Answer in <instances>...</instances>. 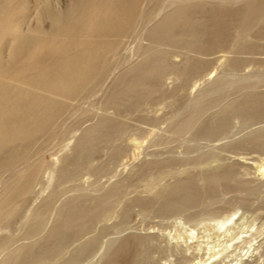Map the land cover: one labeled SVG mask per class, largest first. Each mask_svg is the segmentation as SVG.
Segmentation results:
<instances>
[{
  "label": "rangeland",
  "instance_id": "rangeland-1",
  "mask_svg": "<svg viewBox=\"0 0 264 264\" xmlns=\"http://www.w3.org/2000/svg\"><path fill=\"white\" fill-rule=\"evenodd\" d=\"M222 1L0 0V258L7 246L13 250L31 244L22 246L7 263L33 264L43 255H51L48 264H88L104 240L122 234L124 242L116 253L119 264H128L135 252L134 241L151 233L159 236L160 244L169 243L167 250L151 252L159 264H232L239 258L264 264V204L257 198L264 191V175L259 174L264 167V149L226 146L230 140H242L249 131L264 127V112L243 126L234 121L235 133L231 128L230 137L219 134L214 141H205L195 136L210 115L231 108L246 95L264 91V0ZM227 2L234 5H222ZM205 25L217 33L207 41L218 46L201 62L209 81L192 84L182 76L175 82L172 73L180 69L184 46L195 45L183 30ZM235 27L239 32L231 50L241 51L234 61L240 67L239 74L230 71L229 61L225 60L228 39ZM146 44L147 60L160 57L149 71L155 78L151 88L156 95L152 102L156 104L150 103L144 115L120 112L119 117L111 114L106 121L97 122L99 115L112 112L107 108L109 99H102L123 86L125 75L141 59ZM185 86L194 95L193 102L182 114L185 119L165 134L162 120L169 111L158 102L168 90ZM115 121L124 126H141L136 130L137 145L127 138L118 142L121 153L115 164L97 178L86 170L72 172L68 165L71 154L64 148L74 142L79 133L75 129L94 132L101 126L111 127ZM259 134L264 132L253 136ZM213 145L226 147L206 167L208 172L241 176V189L248 185L243 184L244 180L250 181V190L240 195H248L247 204H233L228 199L233 194L229 193L225 200L213 205L219 211L218 217L236 214L240 218L241 227L227 237L222 231L215 234L211 229L214 221L207 219L191 224L176 216L162 220L144 218L136 212H116L102 219L105 209L117 198L125 197L126 202H131L144 189L145 183L137 180V172L132 171L133 165L170 160L178 167L176 171H181L190 167L193 158L210 153ZM99 156L102 164L110 158V154ZM49 171L54 172L55 185L47 188ZM121 178L127 179L116 183ZM80 194L98 199L81 203L72 197ZM63 203V211L59 209L55 215L52 208ZM58 222L61 224L56 228ZM192 229L194 237L190 235ZM175 245L183 250L174 252ZM224 247L227 249L221 254H215Z\"/></svg>",
  "mask_w": 264,
  "mask_h": 264
},
{
  "label": "bare ground",
  "instance_id": "bare-ground-1",
  "mask_svg": "<svg viewBox=\"0 0 264 264\" xmlns=\"http://www.w3.org/2000/svg\"><path fill=\"white\" fill-rule=\"evenodd\" d=\"M222 2L223 1L221 0V3ZM248 3H246V4H248ZM228 4L232 5L233 3L227 2V3H223L222 5L226 6ZM252 5L253 4H251V6ZM244 13H245V11H244ZM49 15H51V14L49 13ZM246 18H247V16H246ZM244 20H245V18H244ZM241 23H243V22H241ZM203 24H205V23L203 22ZM13 26H15V25H13ZM144 30H145V28H144ZM183 32H185L186 33L185 35H187L189 38H191V39L193 38V43L195 45L194 46H190V45L184 46V48H183V49H185L184 60L180 64V69L172 73V75L174 74V81L179 82V78L180 77L182 78V76H183L184 77L183 80L184 81L186 80L185 82L188 81V82H192V84H194L197 81H199L202 84H203V82L205 84V83H207V81H209V79L206 77V70L203 67H201V62L206 60V58H208L207 55L211 54L212 53L211 51H214L216 48H218L217 45L214 46L211 44L212 41H210V43L208 42L209 37L215 36L217 33L212 32V29H210V28L208 30L206 25L201 27V28H199V27H196L194 29L186 28L183 30ZM238 32H239L238 27H235V30L229 36L230 39H228V46L226 47L227 49L225 48L226 49L225 51L228 53V55L225 57V60L229 61V68H231L230 71L232 70L233 73L238 72V74H239L240 73V67L234 61H236L238 59L241 51H239V52L235 51L234 52L231 50V47H232L233 42L235 41V39L238 35ZM242 33H244V32H242ZM187 36H185V37H187ZM224 43H226V42L224 41ZM151 44H153V42ZM219 45H221V44H219ZM248 47H250V46H248ZM147 48H148V45L147 44L144 45L143 53L140 55L141 59L134 66H132L131 72L129 71V74L125 75L126 77L124 79L123 86H119V87L117 86V88L115 89L116 92L114 94H112L111 96L107 95L106 97H104V99H102V100H106V98L109 99L107 108L109 109V111L112 110V112L111 113L106 112L105 114L99 115L96 118L97 122L106 121L107 119H109L111 114L117 115L120 112H126L127 114L139 112V113H141V115H144L145 112L148 110V108H149L148 105L150 103L156 104V103L152 102V100L154 101V98L156 97V95L153 93V88H151V83L154 81L155 78H153L151 76L149 71H151V69L154 67L153 65H155V61L158 60L160 57L153 56L147 60V58L145 57V56H148ZM231 54H233V56H231ZM252 65H254V64H252ZM253 71H255V70L253 69ZM233 73L231 72V74H233ZM251 74H249V75H251ZM224 75H226V74H224ZM237 76H239V75H237ZM257 76H259V75H257ZM232 77H234V76H232ZM227 78H229V77H227ZM234 79L236 80L235 77H234ZM233 80H232V84H234ZM235 80H234V82H235ZM56 81H58V80H56ZM64 82H66V81H64ZM19 84H21V83H19ZM76 84H78V83H76ZM257 84L259 85V82ZM245 89H247V88H245ZM188 90H189V88H187L186 86L182 87V88H177L176 90H168L165 97L162 100H160V102H158V104L167 108L169 111L168 114L166 116H164L163 120H162L163 124L165 125V127H163L162 131L165 134L169 133L172 128H174L178 123H180L181 121H183L185 119V115H182V114L189 106H191L190 104H191V102H193V99H194V95L192 94V92L190 90L189 91ZM241 90H242V88H241ZM252 90L250 89V91H252ZM49 92H51V91H49ZM181 92H183L182 96L180 94ZM244 92H246V91H244ZM247 92H249V91H247ZM242 93H239V94H242ZM251 95L250 96L246 95L239 102H237L234 106L220 112L219 114L210 115L197 128L196 135H195L196 140L214 141L215 136H217L219 134H224L227 137H230V133H232L231 130L234 128L233 125L235 123H238L241 126H243V125L248 124V122L250 120H253L255 117L260 116V113L264 112V91L257 92L255 94H253V96H251ZM219 97H221V96H219ZM102 100L100 99L99 102H102ZM209 104H208V106H210ZM148 119L149 118H147V120ZM234 121H235V123H234ZM262 122H258V123H262ZM193 125H195V123ZM167 126H169V127L166 129ZM135 127H133L131 125L130 126L129 125L124 126V124L119 123V121L118 122L115 121V123H113L111 125V127L110 126H101L100 128L95 129L94 132H89V131L88 132H82V130H81L82 127H77L75 129V132L79 131V133L75 136L74 142L71 145L67 144L64 148V149H66V151H68L71 154L70 161L68 163V165L70 166L69 169L72 172H74L75 174H77V171L86 170V171L92 173V175H94L96 178L99 177L101 174H104L105 172H107V170L113 164H115L114 162L116 161L117 157L121 153V150H120L121 148L118 145V142L123 140V138H127L126 139L127 141L129 140L130 143H132V144L134 143L133 145H137L139 137H137L136 130L141 129L140 128L141 126L138 128H135ZM244 128H246V126ZM244 128L242 127L241 129H244ZM249 128H250V126H249ZM236 129H238V127ZM256 132L263 133L264 127H260V128L253 130V131H249L248 134L245 133L247 135L245 136V138L242 137V140H230V142L227 140L229 143L226 144V146L234 147V148L236 147V149H238V148L239 149H243V148H246V149L247 148L264 149V135L259 134L257 136H253V134ZM130 133H131V135H129ZM234 133H235V130H234ZM163 138L167 139L168 137L164 136ZM226 146H224V145H221V146L213 145L210 153H206V154H203L199 157L193 158L191 160L190 167L183 169L181 171H176L178 167L176 166V164H174L170 160H167V161H157V160L150 161V162H148L149 164H147V166H143L142 164L140 165L138 163L136 165H133L132 171L137 172V173H134V174H136V179L145 183L144 189L141 190L139 193H137V196L130 200L131 202H126L125 197L117 198L115 202L111 203L105 209L104 213L102 214V219H104V218L107 219L109 216H111L112 214H114L116 212H120L122 215L129 214L131 212H136L137 214L141 215V217H144V218L159 217L162 220H165L171 216H176L180 220H183L184 222L191 223V224H198V223L200 224V223H202V221L207 219V220H213L214 221V223L211 226V229L216 231L215 234L217 233V231H222L221 233L224 236L231 234V232L233 230L235 231V228L241 227V224L239 223L240 218H236V216H235L236 214H231V215H226V216L223 215V217H218L217 214L219 211H217L213 207V205L216 202L218 203L222 200H225L229 193L233 194V196L231 198H228V199H231L234 201L233 204L234 203L235 204H237V203L238 204H245V203L247 204L248 203L247 202L248 201V195L244 196V197H242V196L240 197V195L242 192H247L250 190V188L248 187L250 181L244 180L243 184L246 183L248 185L245 184L247 187L244 189H241V187H240V185L242 184L241 183L242 181L240 179L241 176L239 177L235 173H233L232 175H227L226 173L221 174V173L208 172V169H206V167L209 166L211 164V162L216 161V159L218 158V155L221 153L220 151H224L223 148ZM4 147H5V145H4ZM105 154H110V158L106 164H102L100 161H98L97 158L99 155H105ZM187 166H188V164H187ZM15 168H16V166H15ZM201 168H204L205 170H202ZM12 170H13V168H12ZM53 171H49V173L47 175V179H46V187L47 188L55 185L54 184L55 176H54ZM259 174L262 176L264 175V167L260 170ZM126 179L124 178L123 180H126ZM123 180H122V178L119 180H116L117 181L116 183L121 182ZM123 182H125V181H123ZM230 183H233L235 185L231 186ZM72 197L80 199L81 203H85L88 201L98 199V196H95V195L94 196H87V195H83V194L72 196ZM68 198L70 199L71 197H68ZM257 198L260 199V201H262L264 204V191H262L258 195ZM63 205H64V203L62 204L61 207L57 206V207L52 208L55 215H58L57 212L59 209L61 212L63 211V210H61L63 208ZM85 211H87V209ZM58 217L59 216H57V218ZM72 217H74V216H72ZM68 219L69 218H67V220ZM76 219H79V218H76ZM61 220H62V218H61ZM70 221H72V220H70ZM59 223L60 222H58L57 226L55 225L56 228L58 227ZM74 223L77 224L78 222H74ZM80 226H82V225H80ZM61 227H63V226H61ZM247 227H249V226H247ZM56 228H54V229L58 230ZM54 229H51V230H54ZM59 229H60V227H59ZM255 230L259 232L260 228H255ZM79 231H81L80 228H79ZM7 232H8V230H7ZM52 233H53V231H52ZM190 235H191V237L192 236L194 237L195 231H193V229L190 232ZM45 236H46V234H45ZM122 237H123L122 234L121 235L119 234L113 238H109V239L104 240L103 243L101 244V246L99 247L98 252L88 262V264H119L118 258H117L118 255H117L116 251H118L119 247L121 246L120 244H122L124 242V241L122 242V240H123ZM130 237H131V235H130ZM43 239H44V237H43ZM75 239H77V238H75ZM92 239H93V237H92ZM158 239H159V236L156 234L146 233V234L140 235L139 239L134 241L135 252H134L133 257L130 259L128 264H159L158 260L155 258V254L152 255L151 252H153V251L163 252V251L168 249L169 243L166 242L164 245H162L158 242ZM93 240H95V238ZM32 243H34V242H32ZM43 243H45V242H43ZM83 243H84V241H83ZM89 243H91V242H89ZM215 244L213 246H215ZM28 245H31V244H27V246ZM83 245H85V244H83ZM216 245H218V244H216ZM22 246H24V244L19 245L17 248H15L13 250L8 249L9 246L5 247V249H3L4 253L0 258V264H8L7 260L10 258L12 259L13 257H11V256H15L20 251ZM88 246H89V244H88ZM81 247H82V245H81ZM85 247H87V246H85ZM85 247L83 246V248H85ZM46 248H47V246H46ZM226 249H227V247H224L220 250H217V251H215V254L219 255V254H221L222 251H224ZM87 250H88V247H87ZM172 250L174 252H180L183 249L180 248L179 245H175L172 247ZM74 251H76V250H74ZM36 252L38 253V250H36ZM20 253H22V252H20ZM23 254H24V252H23ZM44 254H45V252H44ZM75 255H76V252H75ZM27 256H29V255H27ZM50 256L51 255H43L41 257L40 261L37 263L35 261V263L36 264H48L49 261L51 260ZM71 258H73V256ZM17 260H18V258H17ZM28 260L26 259V261H28ZM32 260H33V258H32ZM32 260H31V262H32ZM232 260H233V258H232ZM67 261L71 262L70 259ZM10 262H11V260H10ZM74 262H75V260H74ZM184 262H186V260ZM35 263H33V264H35ZM72 263H73V261H72ZM238 263L239 264H257V263H253V262L248 263V262L244 261L242 258L236 259L235 263H232V264H238ZM9 264H11V263H9ZM16 264H25V263L18 261ZM205 264H206V262H205ZM210 264H216V261L211 262Z\"/></svg>",
  "mask_w": 264,
  "mask_h": 264
}]
</instances>
